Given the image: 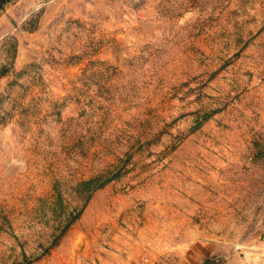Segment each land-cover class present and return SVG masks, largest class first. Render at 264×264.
<instances>
[{"label": "rangeland", "instance_id": "1", "mask_svg": "<svg viewBox=\"0 0 264 264\" xmlns=\"http://www.w3.org/2000/svg\"><path fill=\"white\" fill-rule=\"evenodd\" d=\"M0 264H264V0L5 3Z\"/></svg>", "mask_w": 264, "mask_h": 264}, {"label": "trees", "instance_id": "2", "mask_svg": "<svg viewBox=\"0 0 264 264\" xmlns=\"http://www.w3.org/2000/svg\"><path fill=\"white\" fill-rule=\"evenodd\" d=\"M9 1H11V0H0V9L2 8V6H3L5 3L9 2ZM86 183H92V182L88 181V182H86ZM100 185H101V184L99 183V184L93 186V189H94V188L96 189V188L99 187Z\"/></svg>", "mask_w": 264, "mask_h": 264}]
</instances>
